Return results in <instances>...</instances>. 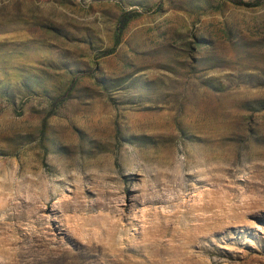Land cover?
Returning <instances> with one entry per match:
<instances>
[{
    "label": "rangeland",
    "instance_id": "obj_1",
    "mask_svg": "<svg viewBox=\"0 0 264 264\" xmlns=\"http://www.w3.org/2000/svg\"><path fill=\"white\" fill-rule=\"evenodd\" d=\"M0 264H264V0H0Z\"/></svg>",
    "mask_w": 264,
    "mask_h": 264
},
{
    "label": "trees",
    "instance_id": "obj_2",
    "mask_svg": "<svg viewBox=\"0 0 264 264\" xmlns=\"http://www.w3.org/2000/svg\"><path fill=\"white\" fill-rule=\"evenodd\" d=\"M234 3L238 4H243V5H255L257 4L260 0H231Z\"/></svg>",
    "mask_w": 264,
    "mask_h": 264
}]
</instances>
